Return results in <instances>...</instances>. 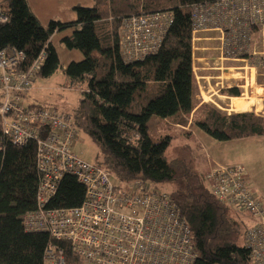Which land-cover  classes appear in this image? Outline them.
I'll use <instances>...</instances> for the list:
<instances>
[{
    "label": "trees",
    "instance_id": "16d2710c",
    "mask_svg": "<svg viewBox=\"0 0 264 264\" xmlns=\"http://www.w3.org/2000/svg\"><path fill=\"white\" fill-rule=\"evenodd\" d=\"M217 1L95 0L92 7L75 6V20H51L44 27L27 0H2L8 21L0 26V49L23 51L27 64L44 53L37 78H49L60 66L51 38L72 28L61 41L84 59L69 63L64 73L81 93L71 114L99 151L94 164L121 181L141 179L168 188L193 233L199 255L194 264H253L245 245L246 228L233 208L216 198L191 162L166 157L172 143L191 137L194 128L219 142L264 137L263 116L228 113L200 98L193 70L192 7ZM156 12L173 14L160 49L126 62L121 52L123 21ZM222 92L241 95L235 87ZM155 124L169 126L158 139L151 135ZM39 181L36 144L20 147L5 137L0 149V264H43L50 245L64 251L66 264H84L69 243L25 230V216L37 208ZM84 197V186L66 175L49 206L75 208Z\"/></svg>",
    "mask_w": 264,
    "mask_h": 264
},
{
    "label": "built area",
    "instance_id": "2783aa9c",
    "mask_svg": "<svg viewBox=\"0 0 264 264\" xmlns=\"http://www.w3.org/2000/svg\"><path fill=\"white\" fill-rule=\"evenodd\" d=\"M192 19L195 36L219 31L225 57L234 58L233 54L249 51L254 33L264 29V0L194 5ZM7 21L0 7V26ZM172 22L170 12L125 19L121 28L123 59L133 62L157 53ZM44 59L41 53L27 64L23 51L0 49V149L5 137L20 147L36 144L37 208L25 216V230L69 243L84 264H194L199 255L193 233L168 191L141 179L121 181L84 161L73 151L81 129L72 114L24 104ZM66 175L84 186V200L75 208H51ZM206 180L220 202L254 214L256 223L246 231L245 245L253 264H264V207L248 186L243 167L218 166ZM43 264H66L64 251L48 246Z\"/></svg>",
    "mask_w": 264,
    "mask_h": 264
},
{
    "label": "rangeland",
    "instance_id": "374dc122",
    "mask_svg": "<svg viewBox=\"0 0 264 264\" xmlns=\"http://www.w3.org/2000/svg\"><path fill=\"white\" fill-rule=\"evenodd\" d=\"M2 0H0L1 2ZM28 4L35 14L42 26L46 25L51 20H58L62 22H70L76 19L73 8L77 5L83 7H92L95 4V0H27ZM73 33V29H66L62 32L55 33L51 41L55 46L60 66L58 71L49 78L38 77L34 88L25 95L24 104L27 106H42L52 107L62 113L71 114L78 105V101L81 97V93L78 87H72L70 80L64 73V69L71 62H80L84 59L83 54L78 50H70L62 43V38L70 36ZM221 34L219 31H208L198 33L196 36L193 32V52L196 53L195 69L202 68L201 60L199 58L204 57L206 66H209V71L216 72L218 68H222L219 75L225 76L224 85L228 86L219 92V95H224L229 98H217L214 97L212 102L217 108L225 112L235 111H247L253 112L257 115L263 116L262 111H256L257 108L263 103L261 102V95H257L256 85H250L249 81L237 79L236 84L241 90L240 97H231L224 94L222 91L232 88V82L226 77L233 76L234 72L246 71L251 73L247 69L249 67L257 68L258 77L257 83L264 78V29H258L252 38L250 50L246 53H242L238 62H232L233 58H227L224 55L221 45ZM203 47H206L202 49ZM198 59V60H197ZM193 67H194V55H193ZM237 67V69H236ZM238 67H244L245 69H238ZM227 69V70H226ZM232 69V70H231ZM217 72V73H218ZM199 73V71H197ZM249 78V75H248ZM259 78L261 79L259 81ZM201 80V79H200ZM202 81V80H201ZM230 82V83H229ZM245 85L243 88L242 85ZM203 85V83H202ZM231 86V87H230ZM262 92V91H259ZM248 93V95H247ZM207 96V95H206ZM205 96V97H206ZM253 98V99H252ZM250 99V100H249ZM220 100V101H219ZM240 101V102H238ZM254 101V102H253ZM251 102V103H250ZM240 103L241 106L249 105L245 109H236L235 104ZM154 122V121H153ZM156 123V122H155ZM168 126V125H167ZM165 124H155L151 135L154 139H158L169 130ZM192 132L191 137H182L172 143V145L166 151V157L168 160L184 159L192 163L194 169L200 174L208 171H213L218 166L235 167L241 166L244 169V176L247 175L248 169L256 173L261 170L264 162V137H250L239 143L233 141L219 142L208 136L203 131L197 129H190ZM74 153L86 162L94 164L98 156V149L93 144L91 139L85 133L81 132L73 147ZM220 165H216V162ZM258 167V168H257ZM210 171V172H211ZM209 172V173H210ZM163 189V188H162ZM164 190L169 191L168 188ZM241 212V211H240ZM254 214L250 211H243ZM255 217V216H254ZM240 218V217H238ZM256 218V217H255ZM247 231V230H246Z\"/></svg>",
    "mask_w": 264,
    "mask_h": 264
},
{
    "label": "crops",
    "instance_id": "0c3cea01",
    "mask_svg": "<svg viewBox=\"0 0 264 264\" xmlns=\"http://www.w3.org/2000/svg\"><path fill=\"white\" fill-rule=\"evenodd\" d=\"M204 48H206V47H203L202 49H204ZM193 55H194V67H193V70H194V73H195V76H196V79H197V82H198V85H199L201 100L203 102L208 103V102H212V99L214 97L221 98V99H223V98L231 99L230 97H227V96H224V95H219V92L222 89L228 87V86H225L224 83H223L224 80H225V76L219 75V72H218L222 68H218V70L216 72H212V73L205 72V71H209L210 67L206 66L207 63H205V61H206L205 58L201 57V58H199V61L201 60V63L199 65L203 64V67L202 68H197V71H199V73H197V71L195 69L196 53L193 52ZM240 60L241 59H234L233 58L232 62H238ZM236 69H237V67H236ZM238 69L242 70V69H245V68L244 67H238ZM247 69H250L251 71H255V74H254V72L249 73L247 71L245 73L234 72L233 76H230L228 78L226 77V79L227 80L229 79L232 82V86H233L232 88H234V87L235 88H239L240 87L238 85V83L236 84V80L237 79H241V80L243 79V80H245L246 83L249 81V84L251 86L255 84L256 85L255 89H256V91H258L256 93H257V95H261L262 96L260 99H261V102H263L257 108L256 111H262V113H264V78L262 79V81H260L261 79L259 78V81H260L261 84L257 83L258 77H260V75L258 76V74L256 72L257 68L249 67ZM248 75H249V78H248ZM202 83H203V85H202ZM246 83L244 85H242L243 88L245 87V85L247 86ZM237 86H239V87H237ZM259 91H262V92H259ZM247 95H248V93H247ZM238 102H240V101H238ZM241 107L242 106L240 105V103L239 104L238 103L235 104V108L236 109H239ZM242 112H247V111H243V110L242 111H235L234 113H242ZM229 113H231V112H229ZM243 140H245V139L236 140L235 142L239 143V142H241ZM231 142H233V141H228V143H231ZM263 145H264V142H263ZM261 163H263V165H261V167H262L261 170H258L256 173H253V171L248 169L247 175H245L244 178H245L248 186L250 187V189L258 196L259 200L261 201V203H262V205L264 207V162L262 161ZM216 165H220V163H218V161H217ZM210 171L204 172V173H201V174L206 177L209 174ZM234 211L236 213V216L240 217L239 219L242 222V224L245 226L246 230L251 228L256 223V219H255V217L252 214L247 213V212H240V211H237V210H234Z\"/></svg>",
    "mask_w": 264,
    "mask_h": 264
},
{
    "label": "bare ground",
    "instance_id": "6f19581e",
    "mask_svg": "<svg viewBox=\"0 0 264 264\" xmlns=\"http://www.w3.org/2000/svg\"><path fill=\"white\" fill-rule=\"evenodd\" d=\"M227 70V69H226ZM232 70V69H231ZM253 99V98H252ZM250 100V99H249ZM254 102V101H253ZM251 103V102H250ZM249 105L247 104V105H245V106H242L241 108H239V109H245V108H247ZM250 107V106H249Z\"/></svg>",
    "mask_w": 264,
    "mask_h": 264
}]
</instances>
